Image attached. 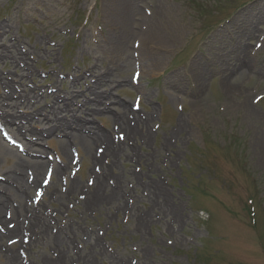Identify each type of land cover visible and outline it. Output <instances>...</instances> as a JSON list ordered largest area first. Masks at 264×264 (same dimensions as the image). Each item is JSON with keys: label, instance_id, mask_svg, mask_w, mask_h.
Instances as JSON below:
<instances>
[{"label": "rangeland", "instance_id": "374dc122", "mask_svg": "<svg viewBox=\"0 0 264 264\" xmlns=\"http://www.w3.org/2000/svg\"><path fill=\"white\" fill-rule=\"evenodd\" d=\"M112 2L0 0V25L11 28V38L0 37V56L5 46L11 58L0 61V94L2 82L13 81L29 108H46L50 86L61 96L70 91L82 96L93 84L90 74L110 70L119 81L109 88L110 98L148 117L146 127L139 126L142 138L134 142L124 139L108 114L92 119L130 149L116 158L99 156L92 169L100 173V165L115 162L106 183L114 187L112 174L122 177L124 211L116 199L98 211L85 210L87 195L81 192L61 205L48 196L49 185L27 207L41 206L48 233L69 247L57 248L36 229L23 231L2 240L0 264H10L13 253L20 258L14 264H43L61 259L63 252L68 254L59 264H264V0H133L127 33L120 31ZM111 29L122 38L119 46H126L128 64L124 55L111 54ZM18 53L24 60L15 66ZM142 61L150 64L148 71H142ZM26 65L33 79L20 77ZM82 75L88 80H80ZM124 78L132 86L123 87ZM130 125L135 128L133 120ZM27 128L44 126L28 122ZM57 139L46 138L31 150L40 146L43 160L63 162ZM12 149L19 154L22 147ZM70 150L72 165L58 180L61 194L74 179L94 187L91 159L83 158V149ZM100 151L99 144L90 148L92 154ZM13 163L1 155L0 170ZM34 217L22 215L23 226ZM4 218L12 229L13 215L2 212Z\"/></svg>", "mask_w": 264, "mask_h": 264}, {"label": "bare ground", "instance_id": "6f19581e", "mask_svg": "<svg viewBox=\"0 0 264 264\" xmlns=\"http://www.w3.org/2000/svg\"><path fill=\"white\" fill-rule=\"evenodd\" d=\"M132 1L133 0H114V3L112 2V6L115 7V12L119 15L117 24L119 25L120 31L124 33H127V26L124 25V22L132 16V11L127 9V7H129L128 3L133 4ZM10 33L11 28L9 26L0 25V37L4 34L5 38H11ZM144 35H146V32ZM110 36L113 37L110 43L115 45L114 48H111V54L114 56L117 54L124 55V62L128 64V55L125 50L126 46H119L122 42V38L120 36V38L117 37L116 29H111ZM3 48L5 51L0 56V61L11 59L9 50L5 46ZM12 59V63L15 66L23 64L17 62L18 59H20V61L24 60L20 54L19 57H15V59L12 57ZM111 59L113 58L111 57ZM113 63L114 60L112 61V64ZM112 66L114 67L112 72L119 70L118 65L116 66V64H113ZM142 66V71H148L150 64H147V61H142ZM126 69L125 67V70ZM196 74V77H198L197 82H201L203 73L201 72L200 74L199 71V74L197 72ZM35 76L36 75L30 71L27 65L20 70V77L24 79H33ZM90 76L94 79V82H92V78L89 80L93 84L87 85L86 91L82 96L74 91H70L61 96L57 94L58 92L53 93L52 88H54V86H50L48 88L50 91L48 97L50 104L46 108L40 105L29 108L26 100L16 94L13 81L8 83L5 79V81L2 82L1 88L3 89V93L0 94V123L4 127V131L8 132L16 142L23 146L24 153L18 154L12 148L4 146L0 138V158L2 155L9 156L14 160L11 168L0 170V226L6 223V218L1 220L2 212L6 214V211H9L11 215H13V221L11 223H14L12 229H8L7 224L4 225L5 229L3 228V231L0 233V246L2 245V240L6 237L18 236V233H22L23 231H29L34 234L35 229L38 230V233L35 232L38 236L47 237L57 248L66 244L60 236L54 237L48 233V216L46 218L43 216L44 219H42L39 212L42 210L41 206L27 207L31 203L32 191L43 189L41 178L44 172L49 168L52 169L54 176L51 184L53 191L51 190L52 192L49 191L47 194L50 199L57 200L61 205H65V197L68 199L71 195L74 196V193L81 192L87 195L85 202H83V209L85 210L90 209L92 211H98L104 208L106 203L108 204V201L115 199L119 201L117 204L118 210L124 211V209L127 208L126 206H122V203L120 204V199L124 197L126 192L122 186V177L114 173L112 174V178L115 180V186L109 187L106 183L108 172L115 167V162L112 161L109 166L100 165V173H94L92 169L97 165L99 166V156L105 155L108 158H116L123 155L129 148L127 149L124 147L123 141H117V138L113 136L110 129L105 132L96 128L93 125L92 119L101 113L108 114V118L113 123H116L118 128L123 131L124 139L128 140V142H134L136 141V137L142 138L141 133H139V126H143V128L146 127L148 117L144 119L136 112L128 109L127 105L110 98L112 89L109 88L114 85H116V87L119 85V81L114 79L115 77L110 70H107L104 74L95 76L90 74ZM24 79L21 80L24 81ZM79 79L84 81L88 80L83 75L79 76ZM122 83L123 87L132 86V84L128 85L126 78L122 80ZM135 87H137V85ZM105 88L109 90L105 91ZM65 96L70 97V99ZM81 97L83 100H80ZM104 101L109 102L110 107H108L106 105L107 103ZM78 103H80V107L78 110H75L76 104ZM114 107L119 108L121 113L118 114V112L111 111ZM19 110L23 112L19 113ZM76 112L79 113L78 117ZM130 120L134 121L135 128L130 125ZM28 122L40 124L44 126V128L36 131H30L28 128L26 130V124H28ZM146 136L145 134L143 139H146ZM50 137L58 138L55 143L59 146V151L63 157V162L59 165H52L48 161L43 160L45 152L40 146L31 150V148L36 145H41L40 143ZM97 144L103 147V153L100 151L99 154H94L97 149L95 147L94 153L92 154L90 148ZM75 147L83 149L84 159H91L92 167L88 174L94 181V187L92 189H87L82 181L74 179L70 181L66 194H61L58 191V180L66 175L71 162L70 149H74ZM12 203H16V206H13ZM25 214L29 215L30 218L32 214H35V217L29 221V225L26 227L23 226L21 222V216ZM41 221H43L42 224H40ZM58 235L61 234L58 233ZM35 242L36 240L34 243ZM19 246L22 247V244H19ZM98 246L99 243L97 239H95L92 243V247L95 248ZM67 247L69 246L67 245ZM58 253H60V251H58ZM66 254H68V252H63L59 257L62 256L61 259L63 260ZM19 259L17 253H13L9 263L14 264ZM61 259L58 258L53 261L48 258L43 264H59Z\"/></svg>", "mask_w": 264, "mask_h": 264}]
</instances>
